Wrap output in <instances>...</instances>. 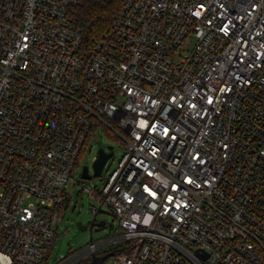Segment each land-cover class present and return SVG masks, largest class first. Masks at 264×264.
Here are the masks:
<instances>
[{"label": "built area", "instance_id": "2783aa9c", "mask_svg": "<svg viewBox=\"0 0 264 264\" xmlns=\"http://www.w3.org/2000/svg\"><path fill=\"white\" fill-rule=\"evenodd\" d=\"M78 3L0 0V264H49L96 126L120 232L59 264H264V0H122L89 50Z\"/></svg>", "mask_w": 264, "mask_h": 264}, {"label": "rangeland", "instance_id": "374dc122", "mask_svg": "<svg viewBox=\"0 0 264 264\" xmlns=\"http://www.w3.org/2000/svg\"><path fill=\"white\" fill-rule=\"evenodd\" d=\"M108 146H113L114 156L108 160L102 176H94V158L97 157L100 148L109 151ZM125 149L126 144L114 132L105 129L103 126L93 128L84 154L65 189L64 200L60 205V218L55 228L56 242L49 252V264H59L65 257L88 247L92 242L106 240L119 234V221L107 206H102L96 215V225L91 231V224L95 217L92 208H98L99 203L83 190V186L86 185L100 191L106 182V178L117 167ZM85 166L89 169L90 179L82 178V171ZM99 222L107 224L106 226H98L97 223ZM78 223H82L88 229H80ZM111 223L115 225L114 229L109 228L108 225ZM114 262L115 259L112 257L106 261V264H113Z\"/></svg>", "mask_w": 264, "mask_h": 264}, {"label": "trees", "instance_id": "16d2710c", "mask_svg": "<svg viewBox=\"0 0 264 264\" xmlns=\"http://www.w3.org/2000/svg\"><path fill=\"white\" fill-rule=\"evenodd\" d=\"M121 7L122 0H79L71 9L73 23L84 36V49L89 50L93 47L95 41L112 25ZM88 142L89 140L81 157ZM82 264H89V260Z\"/></svg>", "mask_w": 264, "mask_h": 264}, {"label": "water", "instance_id": "95a60500", "mask_svg": "<svg viewBox=\"0 0 264 264\" xmlns=\"http://www.w3.org/2000/svg\"><path fill=\"white\" fill-rule=\"evenodd\" d=\"M108 150L106 151L104 148H100L98 151L97 158L93 162V170H94V176H102L103 169L107 163V161L113 157L114 155V148L113 146H108ZM82 178L84 179H90L91 175L89 174V169L87 166L83 168L82 171ZM96 225V217H94L92 224H91V231L92 228ZM98 226H106L105 222H99L97 223ZM78 226L82 230H87L88 227L83 225L82 223H78ZM110 229H114V224L111 223L108 225ZM115 255V251L108 252L104 255H92V260L89 264H104L109 258L113 257ZM207 257V256H206Z\"/></svg>", "mask_w": 264, "mask_h": 264}, {"label": "flooded vegetation", "instance_id": "af4514ba", "mask_svg": "<svg viewBox=\"0 0 264 264\" xmlns=\"http://www.w3.org/2000/svg\"><path fill=\"white\" fill-rule=\"evenodd\" d=\"M107 253V252H106ZM106 253H102V254H100V255H104V254H106Z\"/></svg>", "mask_w": 264, "mask_h": 264}]
</instances>
